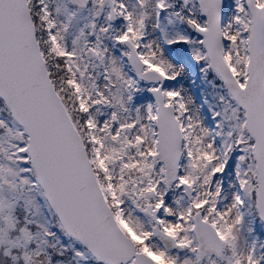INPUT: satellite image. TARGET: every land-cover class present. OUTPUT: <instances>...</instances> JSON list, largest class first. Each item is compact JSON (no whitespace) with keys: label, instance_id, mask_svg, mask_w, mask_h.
Returning a JSON list of instances; mask_svg holds the SVG:
<instances>
[{"label":"snow or ice","instance_id":"6c2138e0","mask_svg":"<svg viewBox=\"0 0 264 264\" xmlns=\"http://www.w3.org/2000/svg\"><path fill=\"white\" fill-rule=\"evenodd\" d=\"M0 264H264V0H0Z\"/></svg>","mask_w":264,"mask_h":264}]
</instances>
